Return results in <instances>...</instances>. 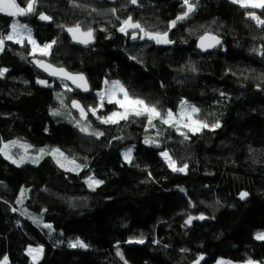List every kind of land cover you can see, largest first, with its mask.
I'll return each instance as SVG.
<instances>
[{"label":"trees","instance_id":"trees-1","mask_svg":"<svg viewBox=\"0 0 264 264\" xmlns=\"http://www.w3.org/2000/svg\"><path fill=\"white\" fill-rule=\"evenodd\" d=\"M17 2L25 6V0ZM77 3L82 6L40 0L37 11L52 21L31 15L19 22L31 28L39 44L57 41L50 56L35 57L85 74L91 95L68 91L66 83L37 71L27 42L7 41L0 53V69L8 70L0 76V149L12 141L29 145L28 154L59 148L69 160L86 165L67 171L46 154L38 164L18 166L0 154V264L4 256L9 264H33L27 254L33 246L43 248L39 264H195L201 256L199 264L219 258L264 264V240L255 237L264 232V28L246 14L256 11L264 18V10H245L231 0H199L196 11L169 30L174 43L156 44L139 35L132 41V30L118 31L121 22L131 15L168 30L185 11L182 0H139V6L129 0ZM12 22L0 13V32L10 33ZM76 23L95 30V46L72 45L58 27ZM205 33L220 37L222 47L200 53L196 42ZM105 79L119 80L162 110L177 112L188 101L201 110L200 119L221 127L189 132L185 140L159 121L157 136L156 129L145 130L143 120L105 125L89 115L105 135H85L67 120L71 112L79 119L70 103L77 99L86 108L97 106L96 92ZM115 108L107 104L101 114ZM55 109L61 115H52ZM146 136L160 147L144 143ZM129 148L132 164L123 158ZM165 150L178 166L188 165L186 173L168 167L160 156ZM89 177L103 183L89 187ZM242 192L249 194L246 199L240 198ZM201 215L205 219L185 223ZM141 238L144 243H128ZM76 240L88 247H69Z\"/></svg>","mask_w":264,"mask_h":264},{"label":"snow or ice","instance_id":"snow-or-ice-1","mask_svg":"<svg viewBox=\"0 0 264 264\" xmlns=\"http://www.w3.org/2000/svg\"><path fill=\"white\" fill-rule=\"evenodd\" d=\"M39 2L40 0H25V6H21V4L17 2V0H0V13L13 18L36 15L41 21L51 22V16L37 11ZM71 2L73 7L82 6L77 3V0H71ZM129 3L139 6V0H129ZM231 3L236 4L240 8L245 10H264V0H231ZM198 5L199 0H195V2H193V0H182V7L185 9V11H183L181 15L177 16L176 19L172 20L169 24V29L165 31H151L144 25H142L138 20L134 21L131 15H129L121 22V26L118 28V31L123 33L124 35H128L129 31L132 30L131 39L133 40H136L139 35L140 39L146 38L150 41H154L156 44H171L174 43V41L169 39V30L171 28H175L178 22L188 19L191 14L196 11ZM92 11H96V9H92ZM110 11L113 15H115L117 9L112 8L110 9ZM246 14L249 19L255 21L257 26L264 28V18H261L260 15H257L256 11H247ZM117 19H119L118 16ZM10 27L11 31L7 35L0 32V53L4 52L5 44L7 41H12L21 46H23L25 41H27V43L31 45V51L29 55L33 57H35L37 54L43 57L51 55V49L57 43L56 40L41 45L34 39L32 30L28 27L27 24L20 23L19 21H14L11 23ZM58 27L65 29L64 25H58ZM65 30L70 34L72 40L78 44L88 46L95 41V32L91 27L87 28V30H84L82 29L80 23H76L73 26L67 27ZM220 44L221 41L219 40V38L210 33H205L204 35L199 37V47L202 50L207 51L209 48L216 47ZM261 55H264V50L261 51ZM34 63L37 67L41 68L51 76L57 77L58 79L64 81H71L77 89H80L84 92L91 91L88 79L82 73L74 74L68 72L63 67H55L53 64L40 59H35ZM7 71V69H0V76H3ZM191 71H196L195 66H192ZM38 83L44 85L45 87H50L46 80H39ZM103 83V90L96 93V96L99 98L98 106L86 108L77 100L73 99L71 101V108H74L79 112V120H76L75 118L73 119L74 126L77 127L81 132L86 133L89 136L100 138L105 135L104 132L97 131L92 128L91 122L88 121L89 113L92 116L96 117V119L101 124L105 125L119 126L121 121H124L126 123L129 121L136 122L137 120L146 121L145 130L147 131L148 129H156L157 136L161 135V130L157 127L156 124V121H159L160 125H166L168 128L173 129L185 140L189 139V132H191L192 134H197L199 132H202L204 129L215 130L221 127L219 122L210 125L206 120L200 119L199 113L201 110L195 105H190L187 101L181 102L178 112H173L171 109L162 110L156 104H151L145 99L130 93L128 88L119 80L109 81L108 79H105ZM64 87L68 91L72 90L68 88L67 84H65ZM57 99L59 100L62 108L67 107V105H65L63 93H58ZM105 103L109 105H115V110L103 115H97L98 112H101L104 109ZM52 115L59 116L61 115V111L59 109H55L52 111ZM185 129L187 131H185ZM116 139H123V137H116ZM144 143L160 147L158 141L149 136L145 137ZM15 146L24 148L25 153H27L28 148L30 147L26 144H20L18 141H12L11 143L3 145V148L0 149V154L4 155L6 159H11L13 163L18 164L19 166V164L25 162L26 157L21 156L19 161L13 159L9 149ZM39 152L40 155L35 157L33 162L38 161L42 156L46 154H50L56 159V163L61 168H65L67 171L78 172L83 167H86V165L77 164L74 159L69 160L64 156V153L61 152L59 148L51 149L50 151L46 149H40ZM160 156L164 159L168 167L173 172H187L188 165L183 164V166H178L177 161L173 159L169 151H162L160 153ZM123 158L125 162H127L128 164H132L133 154L131 148L123 153ZM69 165L71 166L69 167ZM87 182L89 184V187H93V185L98 186L103 183L102 180H97L92 177H89V180ZM181 191H183V189H181ZM24 194L25 193L22 192L21 196L23 197ZM248 195L249 194L247 192H242L240 193V198L246 199ZM13 210L15 211V209ZM194 219L202 220L205 219V217L202 215L198 217L190 216L185 221V223L187 225H190ZM44 227L51 229V225L49 224H45ZM256 239L264 240V232L257 233ZM128 243H144V240L143 238L129 240ZM69 247L87 248L88 245L81 240H76L75 242L70 243ZM27 254L32 258L33 264H39V260L43 255V248H29ZM117 255H119L122 260L124 259L123 254L119 250H117ZM202 259L203 256H201L195 262V264H199L200 260ZM3 264H9L7 256L3 257ZM125 264H127L126 261ZM248 264H255V262L249 260Z\"/></svg>","mask_w":264,"mask_h":264},{"label":"rangeland","instance_id":"rangeland-1","mask_svg":"<svg viewBox=\"0 0 264 264\" xmlns=\"http://www.w3.org/2000/svg\"><path fill=\"white\" fill-rule=\"evenodd\" d=\"M95 13H100V11L99 10H96V11H94ZM100 15V14H99ZM14 21H19V17H15L14 18ZM142 25H144L146 28H148L149 30H151V31H163V29L161 28V27H159V26H154V27H152L151 25H149V26H147V25H145V24H142ZM11 31V30H10ZM140 35H142V34H140ZM25 42H27V41H25ZM38 56H40L39 54H37ZM41 57H43V56H41ZM48 57V56H47ZM104 88V87H103ZM103 90V89H102ZM101 91V90H100ZM97 93V92H96ZM97 97V96H96ZM188 102V101H187ZM98 103H99V98L97 97V106H98ZM190 105H193V104H191L190 102H188ZM105 105H107V103H105ZM104 109H105V107H104ZM103 109V110H104ZM102 110V111H103ZM101 111V112H102ZM101 112H98L97 113V115H102L101 114ZM178 112V111H177ZM71 116H69V118L67 119L68 120V122H70L71 124H73V119L75 118L76 120H79L78 118H76L74 115H73V113L71 112V114H70ZM73 115V116H72ZM91 115V114H90ZM91 117L95 120V121H98L97 119H96V117H94V116H92L91 115ZM89 122H91V121H89ZM99 122V121H98ZM74 125V124H73ZM91 125H92V128L93 129H95L94 127H93V124H92V122H91ZM77 128V127H76ZM78 129V128H77ZM96 130V129H95ZM185 131H187L186 129H185ZM83 133V132H82ZM85 135H87L86 133H84ZM7 144V143H6ZM20 144H22V143H20ZM4 145V144H3ZM3 148V147H2ZM30 148H28V150H29ZM132 149V148H131ZM9 151H10V154H11V156H12V158L13 159H16L17 161H19V159H20V157L21 156H25L26 157V160H25V162L24 163H22V164H19V165H24V164H38L40 161H41V159L45 156H42L38 161H36V162H33L34 161V158L35 157H37V156H39L40 155V152L38 153V154H28V151H27V153H25V150H24V148H22V147H19V146H15V147H12V148H10L9 149ZM127 151V150H126ZM10 161H12L11 159H9ZM164 160V159H163ZM259 233H262V232H259ZM257 235V234H256ZM256 235H255V237H256ZM29 248H37V247H29ZM32 259V258H31ZM214 264H239V263H236V262H233V261H230L229 259H225V258H219ZM248 264V263H247ZM255 264H259V263H255Z\"/></svg>","mask_w":264,"mask_h":264},{"label":"water","instance_id":"water-1","mask_svg":"<svg viewBox=\"0 0 264 264\" xmlns=\"http://www.w3.org/2000/svg\"><path fill=\"white\" fill-rule=\"evenodd\" d=\"M91 1H93L94 3H97V4H102V3L105 2V0H91ZM69 27H70V26H69ZM81 27H82V26H81ZM66 28H67V27H66ZM66 28H65V29H66ZM82 29H84V28L82 27ZM84 30H85V29H84ZM93 30H94V29H93ZM65 32H66L68 38L70 39L72 45H74V46H77V47H80V48H83V49H87V48H90V47H93V46L96 45V32H95V30H94V32H95V41H94V43H92V44H90V45H88V46H85V45L78 44V43L74 42V41L72 40L70 34H69L66 30H65ZM210 34H212V33H210ZM203 35H204V34H203ZM212 35H215V34H212ZM215 36H217V35H215ZM217 37H218V36H217ZM218 38H219V40L221 41V44H220V45H217L216 47L209 48L207 51L202 50V49L199 47V38H198V40H197V42H196V48H197V50H198L200 53L204 54V55H206V54H210V53H213V52L216 51L217 49L221 48L222 45H223V40H222L220 37H218ZM136 40H137V39H136ZM132 41H135V40L132 39ZM35 59H39V58H37V57L32 58V59H31V64L34 66V68H35L37 71H39L41 74H43L44 76H46L48 79H50V80H52V81H56V82L66 83V84H68V85L70 86V88H71L72 90H74V91L80 93L81 95L89 96V95L92 94L93 90H92V88H91V85H90L89 80H88V83H89V86H90V88H91V91L84 92V91H82V90H80V89H77V88L75 87V85L72 84L71 81H64V80L58 79L57 77L51 76V75H49L47 72H45L44 70H42L41 68L37 67V66L35 65V63H34V60H35ZM40 60H41V59H40ZM43 60H44V59H43ZM44 61L50 63V62L47 61V60H44ZM51 64H52V63H51ZM53 65H54V64H53ZM54 66H55V65H54ZM55 67H57V66H55ZM66 70H67V69H66ZM67 71H68V70H67ZM68 72H70V71H68ZM71 73H72V72H71ZM74 74H80V73H74ZM82 74H83V73H82ZM83 75H85V74H83ZM85 76H86V75H85ZM86 77H87V76H86ZM87 79H88V78H87ZM75 100H77V99H75ZM77 101H79V100H77ZM79 102H80V101H79ZM80 103H81V102H80ZM81 104H82V103H81ZM82 105H83V104H82ZM70 108H71V103H70ZM71 110L79 114V112H78L76 109L71 108ZM89 115H90V113H89ZM89 115H88V118H89Z\"/></svg>","mask_w":264,"mask_h":264},{"label":"built area","instance_id":"built-area-1","mask_svg":"<svg viewBox=\"0 0 264 264\" xmlns=\"http://www.w3.org/2000/svg\"><path fill=\"white\" fill-rule=\"evenodd\" d=\"M248 261L240 262L239 264H247Z\"/></svg>","mask_w":264,"mask_h":264}]
</instances>
